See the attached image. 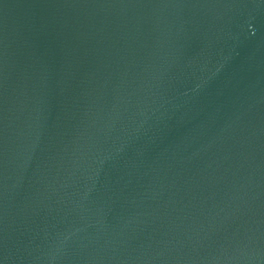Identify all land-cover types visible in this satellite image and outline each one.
Segmentation results:
<instances>
[{"label":"water","instance_id":"1","mask_svg":"<svg viewBox=\"0 0 264 264\" xmlns=\"http://www.w3.org/2000/svg\"><path fill=\"white\" fill-rule=\"evenodd\" d=\"M0 264H264V0H0Z\"/></svg>","mask_w":264,"mask_h":264}]
</instances>
